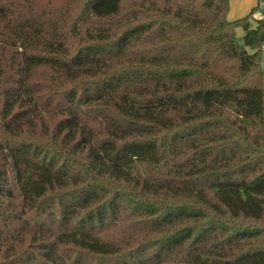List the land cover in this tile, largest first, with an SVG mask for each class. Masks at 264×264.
Wrapping results in <instances>:
<instances>
[{
	"label": "trees",
	"instance_id": "1",
	"mask_svg": "<svg viewBox=\"0 0 264 264\" xmlns=\"http://www.w3.org/2000/svg\"><path fill=\"white\" fill-rule=\"evenodd\" d=\"M229 8L0 0V264H264V20Z\"/></svg>",
	"mask_w": 264,
	"mask_h": 264
},
{
	"label": "rangeland",
	"instance_id": "2",
	"mask_svg": "<svg viewBox=\"0 0 264 264\" xmlns=\"http://www.w3.org/2000/svg\"><path fill=\"white\" fill-rule=\"evenodd\" d=\"M260 3H263L262 6L264 7V1L259 0H230V8L228 13V18L231 21H237L240 19H244L245 17H249V21L253 26H256L258 20L262 17V10L263 7L260 9ZM253 13L251 14V12ZM237 38L240 42H242L244 29L243 27L239 26L236 29ZM262 71L264 77V45L262 47Z\"/></svg>",
	"mask_w": 264,
	"mask_h": 264
},
{
	"label": "built area",
	"instance_id": "3",
	"mask_svg": "<svg viewBox=\"0 0 264 264\" xmlns=\"http://www.w3.org/2000/svg\"><path fill=\"white\" fill-rule=\"evenodd\" d=\"M263 3H260V6L259 8L261 9L263 6H262ZM263 14H262V17L260 19H263L264 20V7H263V10H262Z\"/></svg>",
	"mask_w": 264,
	"mask_h": 264
},
{
	"label": "water",
	"instance_id": "4",
	"mask_svg": "<svg viewBox=\"0 0 264 264\" xmlns=\"http://www.w3.org/2000/svg\"><path fill=\"white\" fill-rule=\"evenodd\" d=\"M263 39H264V36H263Z\"/></svg>",
	"mask_w": 264,
	"mask_h": 264
}]
</instances>
